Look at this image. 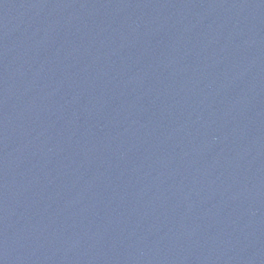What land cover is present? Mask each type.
Wrapping results in <instances>:
<instances>
[{
	"label": "water",
	"instance_id": "95a60500",
	"mask_svg": "<svg viewBox=\"0 0 264 264\" xmlns=\"http://www.w3.org/2000/svg\"><path fill=\"white\" fill-rule=\"evenodd\" d=\"M0 264H264V0H0Z\"/></svg>",
	"mask_w": 264,
	"mask_h": 264
}]
</instances>
